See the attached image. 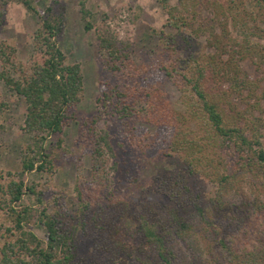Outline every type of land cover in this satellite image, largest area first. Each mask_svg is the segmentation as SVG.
<instances>
[{
    "label": "trees",
    "instance_id": "16d2710c",
    "mask_svg": "<svg viewBox=\"0 0 264 264\" xmlns=\"http://www.w3.org/2000/svg\"><path fill=\"white\" fill-rule=\"evenodd\" d=\"M156 1L166 14L164 25L191 32L190 37L182 34L184 55L172 33L161 37L169 51L156 65L177 88L180 109L171 107L163 89L153 83L101 90L95 99L96 105L110 104L128 144L141 153L159 152L175 168L161 166L147 189L141 186L135 202L117 192L102 194L105 163L114 150L107 129L96 126L98 113L92 114L78 134L89 157L90 179L82 176L77 158L72 186L79 223H87L91 238L88 253L79 250L67 218L47 207L37 183L6 170L0 171V264H189L183 247L197 227L211 233V248L227 264H264V104L258 102L257 82L239 64L246 57L264 64V44L251 38L264 37V0ZM10 2L37 15L25 64L13 58L14 47L0 38V82L24 101L20 129L29 141L19 149V169L49 180L56 152L53 146L46 150L44 141L74 117L69 109L81 97L82 75L79 64L67 61L57 44L62 6L52 1L39 12L35 0H0V23ZM78 3L88 30L89 9L84 0ZM95 38L108 70L135 78L147 74L132 63L126 41L105 29L96 30ZM242 88L248 92L239 107L232 95H241ZM251 95L253 101L246 102ZM135 100L144 108H136ZM8 107L0 98V115ZM60 142L58 137L54 146ZM227 152L230 159L224 157ZM191 176L208 180L209 190L191 189ZM242 181L251 196L240 195ZM23 194L30 203L21 202ZM83 214H88L86 220ZM257 216L262 225L248 238L249 245L238 247L236 231ZM32 220L43 237L27 226Z\"/></svg>",
    "mask_w": 264,
    "mask_h": 264
},
{
    "label": "rangeland",
    "instance_id": "374dc122",
    "mask_svg": "<svg viewBox=\"0 0 264 264\" xmlns=\"http://www.w3.org/2000/svg\"><path fill=\"white\" fill-rule=\"evenodd\" d=\"M52 1L58 2L62 6L63 27L57 37V44L65 54L66 60L77 62L82 75V94L79 101L69 110L73 111L74 117L69 118L62 126L61 131L46 137L44 146L49 150L51 146L56 152L54 158V168L51 177H47L35 171H23L19 169V149L26 144L29 139L20 129L24 114V101L22 97L12 93L2 82H0V98L7 101L9 107L0 115V171L9 170L16 177H20L24 182L35 181L37 187L42 189L44 202L49 209H57L67 218V224L73 228L75 236L78 238L79 250L88 253L91 238L89 231L79 223L80 212L78 211V201L72 191L75 179V168L77 158L81 161V174L86 179H90L89 157L87 152L82 151L78 143V134L83 120L92 114L98 113L96 121L97 127L106 128L109 133V140L114 150V155L106 160V179L102 187V194L117 192L128 200L135 202L143 186L147 189L154 174L158 173L165 165L168 169H174L173 163L164 161V157L159 152L141 153L127 143L125 133L122 130L120 120L110 110V104L96 105V96L101 90L120 88L124 84L139 85L153 83L160 86L166 94L171 107L180 109L179 92L175 85L169 81L156 65L168 55L169 49L164 47L165 41L161 39L172 33L181 50L178 52L185 54L182 34L190 37L189 29H175L164 25L166 14L161 9L156 0H84L85 7L89 9L86 17L91 23V27L85 30L84 19L79 10V0H35L38 11L41 12L44 6ZM175 4L177 0H169ZM211 16L207 10H201V14ZM37 15L27 12L18 3L10 2L4 7V12L0 23V38L7 44L14 47L13 58L22 64L29 58L31 50V34L36 26ZM263 25L262 23H260ZM108 30L119 40L127 42L128 56L132 63L145 69L144 75L138 78L114 73L108 70L104 63V54L97 46L95 38L96 30ZM162 30L156 36V32ZM257 42L264 44V37L257 34L251 36ZM202 42V36L198 37ZM193 47L198 48L197 44ZM205 50H209L205 48ZM243 72L257 82L256 93L258 102L264 104V64L259 65L246 57L239 61ZM248 88L241 89V95L234 93L232 101L238 102L242 107L244 97ZM244 96V97H242ZM254 96L248 97L246 102H252ZM136 108H144L139 100H135ZM250 108V107H249ZM256 114V111H253ZM264 118V113L262 114ZM152 129V126H149ZM263 132V129H261ZM61 139L59 147L54 146L57 138ZM226 159H230V154L223 153ZM188 184L193 190H209V181L200 176H191ZM240 195L251 196V192L245 181L241 182ZM239 193L230 200H235ZM102 196V195H101ZM155 197V196H153ZM163 199V198H162ZM100 200V198H99ZM164 200V199H163ZM21 202L30 203V198L23 194ZM34 206V205H33ZM90 210H94L95 204L90 205ZM86 220L88 214H83ZM76 225L71 224L75 222ZM263 223L261 216L255 217L248 226H242L235 233V244L249 245L250 236L255 234ZM27 226L39 237H43V230L35 221H29ZM211 234V233H210ZM198 227L190 233L183 250L186 261L189 264H227L221 259L216 250L211 248V235Z\"/></svg>",
    "mask_w": 264,
    "mask_h": 264
}]
</instances>
